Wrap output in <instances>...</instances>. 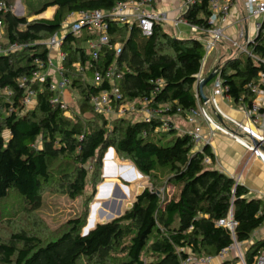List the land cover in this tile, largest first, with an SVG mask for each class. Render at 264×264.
I'll list each match as a JSON object with an SVG mask.
<instances>
[{"label":"trees","instance_id":"16d2710c","mask_svg":"<svg viewBox=\"0 0 264 264\" xmlns=\"http://www.w3.org/2000/svg\"><path fill=\"white\" fill-rule=\"evenodd\" d=\"M0 1L9 6V0ZM124 1L128 0H43L30 14L17 16L10 10L0 14L6 43L28 45L0 56V201L14 191L29 208L37 209L41 193L50 188L73 199L80 197L92 174L90 166L93 177H99L103 152L109 147L146 177L167 170L173 190L165 194L155 184L144 187L121 216L97 223L86 235L81 228L87 210L70 220L69 229L54 240L13 233L9 241L0 243V264H181L189 253L216 256L235 240L248 241L264 221V200L249 198L246 187L210 167L205 162L206 157L214 159L209 146L195 150L192 135L180 132L171 119L186 118V112L197 105L194 85L205 55L197 37L173 36L160 22L150 36H144L137 24L110 22V44L120 42L122 50L117 54L103 45L90 66L94 50L86 42L96 35L67 33L62 51L64 74L70 80L67 90L77 99L73 116L52 103L51 76L31 83L35 100L28 107L22 104L26 89L21 79L47 69L50 51L45 43L63 29L67 16L82 10L107 11ZM49 7H56L52 18L29 20ZM210 14L209 0H195L183 17L207 30ZM253 48L264 58V28ZM110 66L120 77L95 84V70L104 72ZM262 70L264 63L247 56L225 60L220 69L225 94L236 104L250 105L254 94L249 85L257 82ZM113 85L126 101L146 98L168 119V129L162 130L159 120L146 123L123 116L109 121L97 112L92 96L110 91ZM5 89L13 94L8 96ZM200 99L203 102L201 95ZM230 210L237 221L234 234L217 225ZM262 251L264 237L249 245L247 259L252 262Z\"/></svg>","mask_w":264,"mask_h":264},{"label":"built area","instance_id":"2783aa9c","mask_svg":"<svg viewBox=\"0 0 264 264\" xmlns=\"http://www.w3.org/2000/svg\"><path fill=\"white\" fill-rule=\"evenodd\" d=\"M194 2L195 0L183 1L181 7L182 15L178 18L179 22L188 24L187 20L183 17V12ZM153 3L154 0H128L117 3L112 9L107 11L97 9L72 12L64 21L63 28H67V33H71L76 37L82 35L84 31L96 35L94 39H89L86 42V47L94 50L93 62L90 64V66H94L95 60L98 57L97 51L101 46L107 45L113 47L117 54L122 50L120 42L110 44L109 35L107 33L110 22L129 24L130 26L137 24L144 36H150L153 32L154 24L156 22L162 23L167 19L165 13L148 9ZM235 5L234 0H209L211 11L209 17L210 28L203 30L193 26L195 30L199 31V36L197 38L200 41H202V38L205 39V44L203 43L205 46V58H203L202 66L206 62L207 55H209L216 44L222 40H227L233 48L237 49V53L231 58L247 56L254 61L264 63V58H260L254 52L253 48L258 35L264 28V0L243 1L241 15L239 14L237 23L245 24L246 22L251 21L252 24L250 29L242 24L243 26L239 30L240 33L238 37H233L228 31L231 17L235 13ZM8 10L12 12L8 5L0 1V14L5 13ZM58 34L59 32L55 33L45 43L50 52L57 51V64H54L53 57L49 53L47 69L53 68L54 74L59 72L61 75V80H52L51 89L54 92L52 103L59 104L61 108L67 110L68 104L65 102L64 97L70 84V80L64 74L66 72L63 64L66 55L62 51L64 37L60 38ZM2 38H4V28L3 22L0 19V56L21 51L28 46L27 44H20L17 42L7 44L6 42L1 41ZM239 39H242L243 41H239ZM248 47H250V50H248ZM75 66L77 67V70L82 71L79 64H75ZM221 66L222 64H218V68L215 72V82L212 94L208 97L207 101L202 102L199 93H197V105L186 112L185 119L193 125L197 124L199 119H202V121H204L209 127L211 133L217 132L232 138L252 155L259 157L264 161V70L259 72L257 82L249 85L254 94V99L250 105L244 107L247 120L243 121L230 116L220 106L219 97L228 96L225 94V87L223 86L220 75ZM51 75L52 74L46 72L43 73V71L39 70L33 72L30 78L21 79V84L26 89L25 94L21 99V102L25 107L30 106L35 100V92L30 88V84L35 81L42 82L47 76ZM119 77L120 74H117L115 68L110 66L105 69L104 72L95 70L93 80L95 84H100L104 79H109V81L113 82L115 78ZM202 79L203 77L199 74L197 84ZM4 91L8 96L13 94V92L8 89H5ZM91 103L94 106V109L106 118L123 116L132 117L139 114L137 116L138 119L146 123L159 120L162 123L161 129H168V119L161 116L157 108L149 106L146 98H142L138 102L126 101L119 88L115 85L112 86L110 91H102L98 95L92 96ZM187 133H190L192 139L196 142H208V139L200 133L198 125H196L192 132ZM205 162L207 164L211 163V158L206 157ZM217 225L228 229L234 234L237 221L234 219L232 210L229 211L226 217L218 220ZM255 231L264 234V221ZM245 244L252 243L249 240L244 242H238L235 240L233 244L223 249L216 256H196L189 253L188 256L182 260L181 264H264V251L256 255L252 262H250L247 259L249 246L245 247L244 250L242 248Z\"/></svg>","mask_w":264,"mask_h":264},{"label":"rangeland","instance_id":"374dc122","mask_svg":"<svg viewBox=\"0 0 264 264\" xmlns=\"http://www.w3.org/2000/svg\"><path fill=\"white\" fill-rule=\"evenodd\" d=\"M43 2V0H9V7L17 16H23L26 14H30L33 10L37 9L39 5ZM6 4V3H5ZM49 15V12L46 13ZM34 16L29 17V20L34 19ZM165 26V29L170 31L171 35H178L180 34V30L187 31L184 34L186 36H191V28H187L186 25L180 23L179 26L173 30L171 27L167 26V23H162ZM67 28H63L59 31V37L62 38L67 33ZM193 38V37H190ZM2 38V42H6L5 39ZM203 43L205 44V39L202 38ZM239 41H243L239 39ZM59 50V49H58ZM250 50V47H248ZM237 53V49L233 48L232 45L227 40L219 41L216 46L212 49V51L207 55L205 64L207 66H216L217 64H223L225 60L231 58L233 55ZM205 58V57H204ZM208 68L204 70L207 72ZM56 79L59 81L61 80V75L59 72L55 73ZM215 79H211L207 84V89L211 88L214 85ZM65 102L70 104L72 108L68 107L67 114L69 117L73 116L72 109H77V99L74 96L73 92L67 90L65 92ZM75 109V110H76ZM136 114L132 116L134 119H138ZM116 117L108 118L109 121L113 120ZM8 131L4 132V137H8ZM202 146L201 141L195 142V150H200ZM110 148V147H109ZM109 148L103 152L102 156V164L99 177H93L94 167L90 166V171H92L90 175V179L86 186L85 192L80 197L75 199L70 198L65 192L54 190L52 188L48 190H44L41 193V206L37 209L29 208L26 204L23 203L21 197H19L14 191H11L9 196L0 201V243L9 241L10 236L13 233L24 232L30 235H34L39 237L40 239L46 240H54L55 238L59 237L61 234L65 233L69 229V221L72 219H76L81 217L84 212L87 210V215L85 219V223L81 228L83 230L88 224L90 219V207L91 205L95 204L96 202L102 203L107 198L98 199L97 193L99 186L107 181H112L117 183L119 186L120 192H122L125 198L122 200V213L126 208L129 207V204L135 200L137 194L143 190L144 187L152 186L155 184L163 193H168L167 188H169L168 183V176L169 173L167 170L159 169L156 171L155 177H146L138 171L136 168L134 170V174L130 181H125L120 176L114 177H103L104 171V156L108 152ZM112 160L119 166V165H129L127 169H125L123 173H128L131 169L130 165H134L133 162L129 159H126L120 156L115 150L113 152ZM106 162L109 161L108 159L105 160ZM135 166V165H134ZM113 170L112 167H108L107 173H111ZM127 187V190L123 188V186ZM115 185L113 184V189L111 190V194L114 192ZM173 189V186H172ZM102 207V205H100ZM107 210V209H106ZM95 223L107 221L105 218H100L99 210L96 211L94 215ZM264 234H261L257 231H254L249 241L251 243L256 242L260 238H263ZM250 244L243 245V250L245 247H248ZM20 246V244H19ZM82 264H87L86 261H83ZM113 264V263H111Z\"/></svg>","mask_w":264,"mask_h":264},{"label":"crops","instance_id":"0c3cea01","mask_svg":"<svg viewBox=\"0 0 264 264\" xmlns=\"http://www.w3.org/2000/svg\"><path fill=\"white\" fill-rule=\"evenodd\" d=\"M183 1L184 0H154L153 5L149 6L148 9L165 13L167 19L162 23H167L168 27H171L173 30H175L176 27L179 26L178 24L182 23L178 21V18L182 15L181 7ZM234 1L236 4V7L234 9L235 13L231 17L229 25L230 27L228 31L233 37H238L240 33V28L244 25L247 26L248 29H250L252 23L251 21L246 22L245 24L237 23L239 14L241 15V9L244 0ZM55 11L56 7H49L46 11L34 17L50 19L54 15ZM47 12H49V15H46ZM182 24L186 25L187 28H191L190 37L195 38L199 36V31L195 30L192 25L187 23ZM162 26L163 29L170 34V31L166 30L163 24ZM186 31L187 29L184 31L180 30V34L173 36H176L181 39L190 38L189 36H186L187 34H184ZM56 53L57 51L50 52V55L53 57L54 64H57ZM216 66H207L206 64H204L199 74L204 78L208 76ZM206 67L208 68V71L204 72ZM45 72L52 74L51 77L53 78V80H57L53 68H48L43 71V73ZM206 87L207 86H205L204 88V94L208 98L212 94L213 86L209 89H207ZM194 90L197 94V82L194 85ZM204 101L205 100H203V102ZM219 103L221 108L230 116L238 120H247L246 114L244 112V107L246 105L236 104L234 100L228 96L219 97ZM171 119L174 123V126L182 133L192 132L196 125H198L200 133L208 139V142L201 141L202 146L200 147V150H202L206 145H208L214 155V159L213 161H211V163H209V166L232 177L237 184L246 187L249 191V198H257L262 201L264 200V161H262L259 157H255L254 155H252L242 145L234 141L232 138L217 132L211 133L209 127L204 121H202V119H199L198 123L195 125L190 124L188 121H186L184 117L181 116H175ZM127 174L130 178L133 176L134 172L132 171V169H130ZM172 190V185H169V188H167V192L170 193ZM111 197L112 194L109 196V198Z\"/></svg>","mask_w":264,"mask_h":264},{"label":"water","instance_id":"95a60500","mask_svg":"<svg viewBox=\"0 0 264 264\" xmlns=\"http://www.w3.org/2000/svg\"><path fill=\"white\" fill-rule=\"evenodd\" d=\"M218 68V65L212 70V72L204 77L198 84H197V89L201 95V97L203 98V100L207 101V97L205 96L204 94V88L205 86L207 85V83L214 78L215 76V72ZM113 148L110 147L108 152L105 154L104 156V162H105V165H104V171H103V177L104 178H107V176H109L108 174H106V156L107 154L110 153V151H112ZM129 165H119V168H118V171L117 173L115 174L116 176H120L122 179H124L125 181H130V179L132 177L129 178L128 174L127 173H124L122 174L121 172H123L125 169L128 168ZM131 169L134 171L135 170V166L134 165H130ZM132 176V175H131ZM115 185L114 187V192L112 193V197L109 198V196L111 195V190H109V192H107L106 194L103 193V190L104 188L107 186V185ZM119 186L117 183H108V182H104L102 183L99 188H98V193H97V198L98 199H104V198H107L105 201H103L102 203L100 202H96L95 204L91 205L90 207V219L88 221V224L87 226L85 227V229L83 230V235H86L89 233V231L94 228V226L96 225L95 223H93V220L92 219V216L95 215V210H99V214H100V218H105L107 221H110V220H113L114 218H117L119 216H121L122 214V200L125 198L124 194L122 192H120V190L118 189ZM123 188L125 190H127V187L124 185ZM144 189V188H143ZM140 193V192H139ZM138 193V194H139ZM137 194V195H138ZM100 205H102V207H100ZM132 204L130 203L129 204V207H131ZM107 209V210H106ZM105 222V221H103Z\"/></svg>","mask_w":264,"mask_h":264},{"label":"bare ground","instance_id":"6f19581e","mask_svg":"<svg viewBox=\"0 0 264 264\" xmlns=\"http://www.w3.org/2000/svg\"><path fill=\"white\" fill-rule=\"evenodd\" d=\"M113 152H114V149L112 150V151H110V153L109 154H107V156H106V159H108L109 161H107L106 162V171H107V169H108V167L110 168V167H112L113 168V170H112V172L109 174V173H107L106 172V174H108L109 176H107V177H114V176H116L115 174L117 173V171H118V168H119V166L112 160V158H113ZM105 159V160H106ZM133 171V170H132ZM134 172V171H133ZM124 174V173H123ZM108 183H113L112 181H107ZM113 189V185H111V184H109V185H107L105 188H104V190H103V193L104 194H106L107 192H109V190H112ZM95 213H96V210H95ZM92 219H94V216H92ZM96 221H95V219L93 220V223H95ZM96 224V223H95Z\"/></svg>","mask_w":264,"mask_h":264}]
</instances>
